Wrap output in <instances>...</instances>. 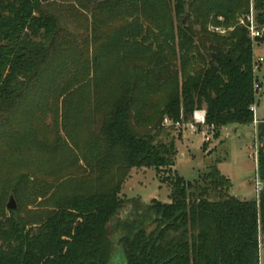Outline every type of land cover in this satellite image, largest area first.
I'll return each mask as SVG.
<instances>
[{
  "label": "trees",
  "instance_id": "1",
  "mask_svg": "<svg viewBox=\"0 0 264 264\" xmlns=\"http://www.w3.org/2000/svg\"><path fill=\"white\" fill-rule=\"evenodd\" d=\"M46 1L0 0V148L48 157L45 177L14 178L12 192L24 187L37 207L26 216L0 207V264H110L109 224L126 220L119 193L135 167L166 168L171 202L153 201L149 219L124 226V264H259L264 116L254 199L231 195L216 165L187 182L171 169L176 144L158 138L164 117L188 120L195 108L215 138L253 123V44L239 20L252 6L264 27V0H57L71 24L85 19L77 33L57 26ZM51 69H63V83L38 106L34 88ZM17 116L41 122L17 129Z\"/></svg>",
  "mask_w": 264,
  "mask_h": 264
},
{
  "label": "rangeland",
  "instance_id": "2",
  "mask_svg": "<svg viewBox=\"0 0 264 264\" xmlns=\"http://www.w3.org/2000/svg\"><path fill=\"white\" fill-rule=\"evenodd\" d=\"M47 1L50 3V6L52 5L50 11L57 18V26H67L69 30L73 29V26L74 28L78 26L79 28L77 27V29L75 28L76 30H73V32L75 31L74 33L82 30V26L78 24L82 23L85 25V19L75 20L71 24V21L62 17L63 13L61 10L59 11V1ZM209 28L214 30V26L210 25ZM86 35L87 33L77 38L78 48H82L83 42H81V39L86 37ZM261 38L264 39V36ZM252 44V60L256 61L258 57L263 58V61L258 63L257 68L254 70L256 84L260 86L259 95L254 102L255 117L258 119L264 116V41H255ZM59 61H62V58ZM58 64L54 63L53 67H57ZM58 67L60 68V66ZM57 72H59L58 76L55 74ZM57 72L54 73L51 69L46 74L47 76L45 75L40 80L41 84L35 86L33 97L34 100L38 101V106L43 105L44 102L50 104L53 101L52 91L63 83V75H65L63 74V69ZM34 115H38V110L35 109ZM20 117L16 124L17 129H28L29 126H38L41 122L31 120V123H29V121L27 122ZM43 120L47 124H50L52 121L48 113ZM59 121L60 126L58 130L60 135H63L67 141L65 131L61 127V117ZM255 129L256 126L253 123L241 125L229 124L221 131L218 138L207 143L200 134L189 135L186 132L179 133L163 128L160 131L158 140L174 141V144H176V154L174 157L175 163L171 169L187 182L193 183L195 180H201L209 171L210 166L216 165L220 174L229 179V192H231V195L241 200H248L256 198L257 188L261 185L256 172L258 142L255 138ZM51 136L50 134V138L52 139ZM204 145H207L206 149H204ZM5 148H0V207L3 206L8 212L10 209H7L6 205L9 201V196L12 195L17 203L16 208H19V215L26 216L27 211L35 209L37 205L30 203L28 192L24 187H20L18 194L12 192L15 186L14 178L22 172L33 173L38 177H45L48 157L38 152L31 155L24 154L23 156H19L17 153L12 154L7 146ZM166 172V168H163L158 174L154 168L150 167H135L128 171L119 193L124 203L117 215L118 217H125L126 220L123 219V222H116L113 226H111V223L113 224L114 221L109 224L111 241L114 245L111 258L112 264H124L122 259L123 252H121V245L118 243L119 237L124 233V226L139 225V223L149 219L148 207L153 201L161 203L171 202L170 192L172 187L168 182L163 180L167 175ZM40 200L41 198H38L37 201ZM260 240L261 245L258 252L259 264H264V237L261 236Z\"/></svg>",
  "mask_w": 264,
  "mask_h": 264
},
{
  "label": "built area",
  "instance_id": "3",
  "mask_svg": "<svg viewBox=\"0 0 264 264\" xmlns=\"http://www.w3.org/2000/svg\"><path fill=\"white\" fill-rule=\"evenodd\" d=\"M250 11L251 12L249 14H247L245 17H242L239 20V23L245 28H247L248 36L253 43L256 41L257 38H261L264 36V27L256 21L255 15H254L255 13L252 10V6L250 8ZM214 30L221 34L226 31L225 29L223 28L221 29L219 27H214ZM262 59H263L262 57H258L256 61H253V71L257 68L258 63L263 61ZM253 89L257 97L259 95L258 92L260 91V86L256 84V82L254 84ZM250 109L254 113L253 124L254 126L257 127V124L260 119L259 118L257 119L255 117L254 103L250 106ZM161 127L168 129V130L175 131V132L177 131L179 133L186 132L189 135L200 134L204 138V141L207 143L215 140L216 127L214 126L213 123H209V124L207 123L206 111L204 108L193 109L192 116L188 120L173 121L169 117H164L161 122ZM260 187L257 188V191H258L257 194L259 193Z\"/></svg>",
  "mask_w": 264,
  "mask_h": 264
},
{
  "label": "water",
  "instance_id": "4",
  "mask_svg": "<svg viewBox=\"0 0 264 264\" xmlns=\"http://www.w3.org/2000/svg\"><path fill=\"white\" fill-rule=\"evenodd\" d=\"M186 19H187L186 17L183 18V20H182L183 25L186 24ZM212 56L214 57L215 54L212 53ZM230 194H231V192H230ZM8 199H9V201H8V203L6 205L7 209H15L16 206H17V203L15 201V198H13V196L10 195ZM112 263H113V261L110 264H112Z\"/></svg>",
  "mask_w": 264,
  "mask_h": 264
},
{
  "label": "crops",
  "instance_id": "5",
  "mask_svg": "<svg viewBox=\"0 0 264 264\" xmlns=\"http://www.w3.org/2000/svg\"><path fill=\"white\" fill-rule=\"evenodd\" d=\"M260 119V118H259Z\"/></svg>",
  "mask_w": 264,
  "mask_h": 264
}]
</instances>
